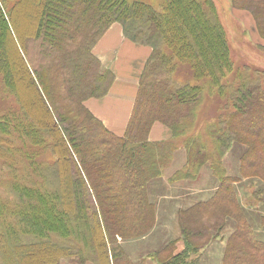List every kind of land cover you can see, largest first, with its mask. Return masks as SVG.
<instances>
[{
	"label": "trees",
	"instance_id": "obj_1",
	"mask_svg": "<svg viewBox=\"0 0 264 264\" xmlns=\"http://www.w3.org/2000/svg\"><path fill=\"white\" fill-rule=\"evenodd\" d=\"M232 2L252 14L264 38V0ZM13 3L8 12L0 4V72L29 119L24 133L54 162L33 161L26 154L38 176L34 187L13 185L19 201L10 215L0 200V264H86L91 255L95 264H134L117 236L141 238L156 226L150 195L179 145L185 147L186 162L170 183H194L208 166L219 186L211 199L179 212L184 250L177 252V240L148 258L158 264H200L232 220L223 264H264V242L237 190L244 180L251 186L264 182V70L235 67L216 0H158V6L143 0ZM114 23L122 25L126 38L153 49L123 137L86 106L107 96L115 81L93 52ZM178 63H188L195 85L175 78ZM205 91L223 114L198 131L196 109ZM57 98L72 114L63 112ZM156 123L171 129L172 139L150 142ZM11 126L0 121V132L8 134ZM234 143L248 147L236 157L239 171L227 162ZM1 146V158H15ZM260 203L264 190L254 188L249 205ZM51 235L74 241H41Z\"/></svg>",
	"mask_w": 264,
	"mask_h": 264
},
{
	"label": "rangeland",
	"instance_id": "obj_2",
	"mask_svg": "<svg viewBox=\"0 0 264 264\" xmlns=\"http://www.w3.org/2000/svg\"><path fill=\"white\" fill-rule=\"evenodd\" d=\"M16 1L0 0V4L2 6L6 5L7 6L6 11L8 12L9 9L12 8V6L14 5L13 2ZM143 1L151 3L155 6H158L159 4L158 0H143ZM216 3L220 11L221 18H223V23L227 31L228 42L230 44V49H231V56L235 67L238 68V66L247 65V66H251L254 69L264 70V49L258 46L259 44L256 43L255 38L254 36L251 35L250 31L246 30L244 26L241 24V22H239L232 15L231 12V4L233 5L232 0H216ZM58 27L60 28V26ZM26 47H27L26 51L29 53V55H33L32 45L30 44L29 47V44L27 42ZM150 48L153 52L152 47ZM53 62L54 60L50 59L49 64L52 65ZM178 64L179 65L177 68V72L175 74V78L178 79V81L181 84L191 83L195 85L196 81L192 76L188 63H183V64L178 63ZM26 68L29 71L27 65ZM36 68L38 67L36 66ZM29 74L32 78V74L30 73V71ZM7 88L8 86L5 85L4 75L3 73L0 72V121H4L12 125L10 128V132L8 134L3 135L0 132L1 133L0 145H2L1 146L2 149H10L11 151L16 153L15 158H12L10 160L4 158V156H2L3 158L0 157V200L3 204L7 205V208L9 209L10 212L6 210L5 213L10 215L12 213V210L14 211L16 210L15 204L18 203L19 201L17 192L13 190V185L21 184V185H25L28 188H32L34 187L33 183L37 181L36 179L38 178V176L33 172V169L29 168L28 163L25 161L24 158L27 157L26 154H29L28 156L33 157L32 158L33 161L35 159L38 162L46 161L53 163L54 159L52 157V154L45 151L42 147L35 148L30 137L26 133H24L23 125L27 124L29 122L28 121L29 119L24 117L23 106L19 104L17 96L15 94H11ZM205 94L206 95L204 96L202 103H200L196 109L198 116L197 120L199 121V124H197L198 131L207 128L206 123L218 118L219 115L223 114V110L219 108L221 107L220 104L217 103L213 97L208 96V94H210L208 91H205ZM57 99L60 100V106L63 109V112L69 115L70 113L72 114V109L70 105L63 102L61 98H57ZM156 124L168 128L162 123H156ZM169 130H170L169 138L154 141L149 136L150 142L157 143L160 141L172 139L173 137L172 131L171 129ZM123 136H125V134L122 135V137ZM230 151L231 152L233 151L235 156L238 157L240 152L245 153L246 151H248V147L246 145L234 143ZM185 162H186L185 147L179 145V148L175 154L173 162L171 163L170 167L167 169L166 173L162 178L161 185L160 186L156 185L155 188L153 189L155 193L150 195L151 196L150 200L152 203L155 204L156 212L160 215L163 213V212L161 213L160 211H162L164 202L168 200V194L173 193L171 189L172 188L177 189V187L178 189H180L183 186L184 182H186L185 180L184 181L180 180L176 183H170L169 181V178L172 175H174L177 171H179L185 165ZM208 170H210L208 166H205L202 171L203 173L204 172L206 173ZM208 173L212 174V171L210 170V172L208 171ZM201 177L199 178V180L201 179ZM244 181L248 186L246 185L245 186L243 185V187L238 186L237 190L241 202L242 201L244 202V203L242 202V205L244 207L243 209L244 211H246L245 208L247 207L251 208L249 205V198L251 196V192L253 191L254 188H256L258 191L264 190V182L260 180L258 183L259 186L257 185V183L251 186V183L248 182V180H244ZM188 182L189 181H187V183ZM199 183L200 182H198L197 186L193 188L195 192L199 191L200 189L199 187L201 186V184ZM195 184L196 183H192V185ZM182 190L186 191L188 197L192 198V196H194V194H192V191L190 189H186L184 187L182 188ZM197 193L200 200L197 201L195 200L191 206L196 205L199 202L206 201L204 199V195L202 191H199ZM263 204L264 203H260L259 205L261 206ZM258 206L256 208H258ZM183 209L185 208L176 209L175 214L171 213L169 210L164 211V213L167 215L164 219L161 217V219L164 221H160L158 223V218H157L156 226L152 229V231L149 234L147 233V235L144 237L128 239L129 237H121L119 235L117 236V239L121 244L122 248H124L130 260L133 261L134 264H158L150 257L148 258V255L152 252L161 251L162 248L165 247L169 242H173V241L177 242L178 240L177 252H181L184 250L185 245L182 240L183 238L181 239L183 235L180 229V223L178 224V214ZM249 221L253 224L255 228V232L257 233V238L264 242V224L260 225V221H258L254 217L253 220H249ZM234 224H235L234 221L229 220V222L227 223L228 226L222 234V238L224 239L216 241L208 249H206L205 253L202 254L200 264H223V258L225 255L227 240L231 236L230 233H232L234 230ZM44 237L45 236H42L41 241L51 240L53 243H55V242H59L60 240V242L64 244L74 241L73 238L65 239L66 241L65 240L62 241V239L56 235H51V238L49 237L48 239ZM89 259L93 260V256L91 255V258L87 259L88 261L86 264H95ZM37 260L38 259H33V262ZM59 264H74V262L69 260H64L61 261V263Z\"/></svg>",
	"mask_w": 264,
	"mask_h": 264
},
{
	"label": "crops",
	"instance_id": "obj_3",
	"mask_svg": "<svg viewBox=\"0 0 264 264\" xmlns=\"http://www.w3.org/2000/svg\"><path fill=\"white\" fill-rule=\"evenodd\" d=\"M231 12L254 36L258 46H264V38L259 35L252 14L246 10L235 9L232 4ZM151 53L150 47L138 45L126 38L120 23H114L94 48V54L100 59L103 69L112 71L115 81L107 96L101 99H91L86 103V106L111 132L118 136L124 135L128 127L138 96L141 76ZM150 137L154 141L167 139L170 137V130L156 124ZM227 162L234 171H239L240 161L237 160L233 151L229 154ZM198 182L201 184L199 191H202L205 200L211 199L219 186L218 180L207 171L202 174L199 181L194 182L195 185H192L193 182L187 183L186 181L180 189L172 188L173 193L168 194L169 201L164 202L162 211H160L163 213L158 214V223L164 221L161 217L164 219L167 216L164 211L169 210L175 214L176 209L191 207L195 200H200L197 193L199 191L195 192L193 189ZM243 185H246L245 181L238 186L243 187ZM184 187L192 191L194 194L192 198L188 197L185 190H182ZM245 209L248 217H252V219L248 218L249 220H253L254 217L260 221V225L263 224L264 204L259 205L258 208L247 207Z\"/></svg>",
	"mask_w": 264,
	"mask_h": 264
}]
</instances>
